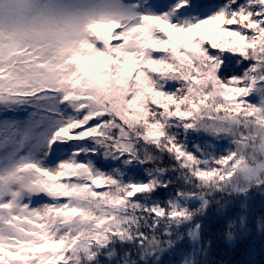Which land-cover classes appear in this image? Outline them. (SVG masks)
I'll use <instances>...</instances> for the list:
<instances>
[{
	"label": "snow or ice",
	"instance_id": "snow-or-ice-1",
	"mask_svg": "<svg viewBox=\"0 0 264 264\" xmlns=\"http://www.w3.org/2000/svg\"><path fill=\"white\" fill-rule=\"evenodd\" d=\"M212 205L264 234V0H0V264H209Z\"/></svg>",
	"mask_w": 264,
	"mask_h": 264
},
{
	"label": "trees",
	"instance_id": "trees-1",
	"mask_svg": "<svg viewBox=\"0 0 264 264\" xmlns=\"http://www.w3.org/2000/svg\"><path fill=\"white\" fill-rule=\"evenodd\" d=\"M225 70L240 72L242 69L235 63L232 54L226 56ZM158 196H164L163 190L157 193ZM252 202L259 206L262 198L256 192L251 193ZM216 206L212 205L205 217V223L208 226L206 236L212 238L211 251L209 254V264H264V234L258 232L254 225H249L251 229L248 233H242L239 226L235 230L236 238L233 241H227L222 232L216 226L217 218ZM259 215V212L256 213ZM165 261L169 257L163 258Z\"/></svg>",
	"mask_w": 264,
	"mask_h": 264
}]
</instances>
